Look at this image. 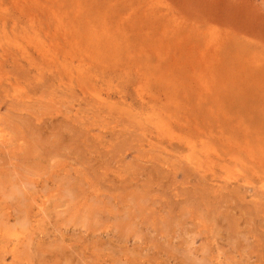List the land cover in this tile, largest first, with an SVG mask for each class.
<instances>
[{
    "label": "rangeland",
    "instance_id": "374dc122",
    "mask_svg": "<svg viewBox=\"0 0 264 264\" xmlns=\"http://www.w3.org/2000/svg\"><path fill=\"white\" fill-rule=\"evenodd\" d=\"M0 264H264V0H0Z\"/></svg>",
    "mask_w": 264,
    "mask_h": 264
},
{
    "label": "bare ground",
    "instance_id": "6f19581e",
    "mask_svg": "<svg viewBox=\"0 0 264 264\" xmlns=\"http://www.w3.org/2000/svg\"><path fill=\"white\" fill-rule=\"evenodd\" d=\"M61 254V253H60Z\"/></svg>",
    "mask_w": 264,
    "mask_h": 264
}]
</instances>
